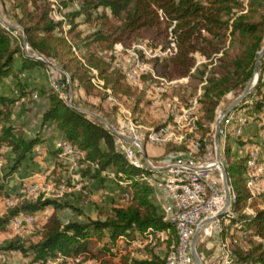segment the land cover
<instances>
[{
	"label": "trees",
	"instance_id": "trees-1",
	"mask_svg": "<svg viewBox=\"0 0 264 264\" xmlns=\"http://www.w3.org/2000/svg\"><path fill=\"white\" fill-rule=\"evenodd\" d=\"M1 1L5 11L23 28L29 46L48 61L63 67L74 88L84 93L95 89L90 82L89 68H93L103 81V88L114 98L133 102L132 112L142 102L143 93L127 83L124 73L112 65L113 46L143 43L151 49L159 46L165 49L170 43L169 22L174 21L170 33L175 49L160 59L154 58L153 63L160 77L167 80L187 77L189 82L201 83L196 99L201 131L207 130L206 124L213 120L220 100L245 86L264 43V0H56L62 9L70 3H78L76 11L65 13L63 19L54 17L55 12H60L59 8L47 0ZM156 10H161L168 20H160ZM0 11L7 23L15 25L3 13L1 4ZM77 16L92 24L93 30L87 33L77 30L78 23L74 21ZM5 28L0 22V82L11 74L21 99L33 90L18 73L41 63L27 57L21 37L16 36L17 39L12 29ZM72 47L80 51L83 63ZM197 58L204 61L196 64ZM62 77L60 89L65 80L64 75ZM146 77L141 75L139 82H145ZM38 90L45 105L41 124L30 135L11 121V107L16 99L0 92V149L5 146L4 156L9 162L0 182V196H10L5 190L6 178L20 168L31 166L29 161L36 155L34 148L47 140L43 131L50 125L58 139L82 153L79 159L82 176L105 181L107 178L101 172H112L111 181L116 186L130 189L129 199L125 204L111 206L104 218L87 217L85 221L66 222L56 210L69 205L41 195L23 199L12 207H5L0 215V229L18 213H39L46 207H51V212L38 229L36 241L26 245L17 237L2 249L22 254L30 264H44L56 254L63 263L71 258L72 264H80L85 259L91 260V264H115L114 257L121 253L126 264H166L168 253L177 250V235L173 225L164 219L153 187L136 177L140 170L131 166L116 149L111 133L100 121L75 106L73 109L67 106L54 87ZM136 91L138 96H135ZM103 95L106 96V92ZM238 110H244L258 128L264 127V65L256 86L241 101ZM243 136L229 131L224 142L242 144L245 150L255 145L250 136L245 138L248 141ZM199 142L203 145L202 139ZM175 148L183 149L182 146ZM47 152L58 161L57 150L47 149ZM226 154L225 167L234 205L232 216L220 219V237L233 244L229 248L231 264H264V201L260 196L250 199L248 205L256 209L252 214L244 213L249 197L244 185L245 158L228 149ZM158 230H167L164 241L155 236ZM149 234H152L149 242L142 251L138 250L142 256L131 255L128 247L134 235L147 238ZM246 238L253 239L248 248L241 245Z\"/></svg>",
	"mask_w": 264,
	"mask_h": 264
},
{
	"label": "rangeland",
	"instance_id": "rangeland-1",
	"mask_svg": "<svg viewBox=\"0 0 264 264\" xmlns=\"http://www.w3.org/2000/svg\"><path fill=\"white\" fill-rule=\"evenodd\" d=\"M245 1V0H242ZM0 4L3 7V13L6 17L10 18L8 15H12L5 11V4L0 0ZM78 8V3L73 2L68 5L67 8L60 10V12H55L57 17H63L65 13H71L76 11ZM54 13V14H55ZM0 16L2 17V12L0 11ZM3 18V17H2ZM12 19V18H10ZM13 20V19H12ZM78 23L77 30L82 31L83 33H87L93 30L94 26L90 23L84 22L82 16H77L74 20ZM66 25L64 26V28ZM10 32V31H9ZM17 35V34H16ZM18 36V35H17ZM16 37V36H15ZM17 38V37H16ZM18 39V38H17ZM143 44V43H141ZM149 48V47H148ZM151 49V48H150ZM157 49L164 50L163 48L157 47ZM27 52L30 53V50L27 48ZM112 55V65L114 67L119 68L123 73L129 69V57L127 54L116 55L111 53ZM159 59L164 57V55L157 56ZM204 60L201 58L196 59V64L203 62ZM153 59L149 60V63L155 73L156 76L160 77L159 70L157 66L154 65ZM260 66L264 65V52L260 57ZM52 64L56 65L54 62ZM52 75H54L56 82L58 85L63 83V74L58 70L41 63V66H34L30 69L22 70L18 73V77L28 83L29 89L33 91L27 95L19 99V91L15 89V80L8 74L3 78L0 82V92L8 94L10 97H14L16 99L15 102L12 103L11 107V121L14 125L21 127L26 134L30 135L38 130L39 121L41 119L42 114V106L44 105V98L39 96V87H43L45 89L49 87H54L58 90L55 80ZM126 82L137 86L143 93L142 102L137 106V110L132 112L133 102L114 99H107L104 92H101L97 89L91 90L88 93L80 94L77 89L74 88L73 91L71 88L67 86L65 80L64 85L59 90L64 96H69L71 105L77 107L78 109L84 110L88 113L95 114L101 118H103L109 125L112 127H118L119 122L116 119H113L115 113H118L121 116V119L124 120L125 116L127 117V113L124 111H118V107H122L130 113V119L133 124L136 126V131L138 134L142 135L143 139H145L146 133L152 128H159L164 125L171 126L173 129V135L168 137L167 140L163 143H151V147L153 150L149 151V157L153 162H156V159H160L163 155L168 153H186L190 145L194 141H198L201 151H206L209 147L212 146L213 141V133L215 130V121L217 119V111L219 109H223L228 106L237 95L242 91H237L236 93H227L219 102L213 120L207 123V130L201 131L198 127V113H197V103L196 99L200 94V84H196L194 81H188L187 77L179 78L173 81L170 84L163 85L161 81L157 79H153L149 76L146 77L145 82H133V80L129 77H126ZM58 90V92H59ZM74 92V93H73ZM80 97H79V96ZM139 92H135V96H138ZM249 95V94H248ZM246 95L245 97H247ZM244 97V98H245ZM243 98V99H244ZM19 99V100H18ZM194 105V106H193ZM193 106V107H192ZM190 107V108H189ZM189 114L196 115V120L193 124L184 125L182 128L177 129L174 120L178 119L181 110L188 109ZM234 110L233 112L236 115H240L244 113L248 119L244 126L241 129V134H243V139L251 137V141L255 142L253 144L259 145L262 149L261 155H264V147L262 144V131L263 128H258L256 123L247 115L244 110ZM48 125V124H46ZM52 127L50 125L44 128V134L47 135L49 139H47V144L40 143L35 146L34 150H36V156H39L38 160L40 163L36 164V167L29 166L25 168H20L17 171L13 172L6 178L5 186L9 187L5 190L10 195H16L20 192L19 184L21 181L28 176L29 174H40L42 176V184L48 185L50 187L44 193H38L36 196L41 195L42 198H50L56 199L61 204H67L69 207L57 209L56 212L61 218L63 222L69 220L75 221H85L88 218H104L108 209L113 205L125 204L126 201L123 199V193L126 191L130 194V189H122L121 187L116 186L111 179H106L105 181H100L95 178H88L87 176H82L83 166L80 164H76L74 166L68 165L64 163L59 157L57 153V160L50 162L47 156L41 155L42 147L47 145V149H55L58 152V142L62 139H56L55 131H52ZM182 136V139L180 137ZM176 137V138H175ZM175 138V139H174ZM180 139V140H178ZM200 139H202L203 145H200ZM247 140V139H245ZM225 141V139H224ZM248 141V140H247ZM254 145V146H255ZM176 146H182V148H175ZM234 141H231L228 145L224 142L223 149V161L226 163L227 154L226 150L230 153H237L238 156H242L243 147ZM158 150L157 152H155ZM6 148L1 147V152L5 153ZM144 153L145 149H144ZM210 158L207 159L209 161ZM33 161L32 163H34ZM9 162L5 160L4 164L0 167V182L2 180L3 174L7 171V167ZM25 169V170H24ZM27 173V174H26ZM26 174V175H25ZM146 174H150L146 172ZM217 177V173L214 174ZM11 178L10 182H7ZM215 178V177H214ZM218 181V186L220 185ZM61 186H64V189L61 190ZM260 189L264 187L263 183L259 185ZM67 188V189H66ZM15 191V192H13ZM15 193V194H14ZM260 195V191L257 194ZM8 197V195L0 196V215L5 211V207H8L4 204V198ZM161 205V204H160ZM256 209V207L254 206ZM252 207V211L254 209ZM51 212V207H46L39 213H31L35 215V220L31 223L24 224L22 231L24 232H15L7 226H4L0 229V264H30L29 259L24 257L22 254L15 251L3 250L2 247L10 240L15 239L17 237H21L23 242L27 245L31 242H34L38 239V229L41 224L45 220V217ZM244 213L252 214L248 210L244 211ZM10 221V220H9ZM8 221V223H9ZM167 230H158L155 232V236L159 237L164 241L165 233ZM18 235H17V234ZM238 235V234H234ZM152 234H149L147 238H141L139 235H134L133 242L128 247L131 255L133 256H142V254L138 253V250L142 251L146 243L149 242ZM251 238H246L241 242V245L244 248L250 247ZM225 241V240H223ZM222 241V242H223ZM229 240L226 238V242ZM222 242H220L214 256H213V264H223V248ZM205 243V242H203ZM229 248L233 247V244L228 242ZM195 248L198 252L200 260L202 264H209L208 254L211 252V248L209 246H200V243L196 241ZM172 250V246H170ZM123 253L117 254L114 257L113 262L115 264H126L124 262ZM130 255V254H129ZM170 257V263L172 264H180V258H175V255H172V251L168 253ZM82 257V256H80ZM78 257V259L80 258ZM50 260L49 264H72L73 259L69 258L65 263L60 258L59 254L51 260L50 258L46 259ZM92 261L89 259H85L80 262V264H91ZM44 264H47L45 261ZM79 264V263H75Z\"/></svg>",
	"mask_w": 264,
	"mask_h": 264
},
{
	"label": "built area",
	"instance_id": "built-area-1",
	"mask_svg": "<svg viewBox=\"0 0 264 264\" xmlns=\"http://www.w3.org/2000/svg\"><path fill=\"white\" fill-rule=\"evenodd\" d=\"M47 1L50 4L57 6L56 0ZM58 8L59 11L62 10V8ZM156 11L160 20H168L166 15L161 10ZM57 15L55 13L54 17L63 19L62 16L57 17ZM169 23L168 39L170 43L164 50L150 49L141 43L133 44L130 47H125L121 43L114 44L111 53L116 55L127 54L129 57V69L126 73H124V75L131 78L133 82L139 81L141 75H147L153 79H157L161 81L163 85L170 84L177 80H167L163 77L156 76L151 65L148 64L150 59H154L159 55L165 56L174 51L175 45L170 33V30L174 25V21H170ZM64 26L65 24L63 23V27ZM72 49L83 63L80 51L75 47H72ZM89 70L91 74L90 82L92 86L99 91L106 92L107 99H114L110 91L103 88V81L98 77L97 71L93 68H89ZM189 108L181 110L178 119L174 120V124L177 129L195 122L196 115L195 113L190 115ZM124 112L127 113V117L125 116L124 120L121 119L117 121L120 126L118 125V127L116 126L113 128L104 127L111 133L116 149L124 155L131 166L140 170L136 177L139 180L147 182L153 187L156 198L159 196L158 190H163L168 198L169 202L161 206V208L164 219L169 221L176 231L177 250L172 251V255H175V258L177 259L179 258L182 246L189 239L193 231L200 209L207 204L212 196V183L214 180L213 168L218 166L221 171L222 165L220 161L216 160V153H218L220 159H223V145L226 134L229 131H232L234 135H240L242 127L246 122H248V117L244 113L236 115L233 111L225 116L218 128V147L212 141L211 147L206 149V151H201L198 141H194L190 145L188 152L168 153L163 155L160 159H156V162H153L150 157L145 155L144 144L146 142L163 143L167 140H171L167 138L173 135L174 130L171 129V126L168 124L159 128H152L146 133L145 139H143L142 135L137 133L136 126L130 119V113L127 110ZM221 116L222 114H220V111L218 110L217 118H220ZM261 137L263 139L261 146L264 147V130L262 131ZM180 139H182V136ZM57 146L58 157L64 163L72 166L77 163L79 164V159L82 157L81 152L75 150L63 139L58 142ZM1 147L4 148V146ZM34 151L36 152V150ZM241 152L242 156L245 158L246 167L244 185L249 194L243 211L248 210L250 213H253L252 207L248 205L250 199L257 197V194L260 191L259 196L264 201V187L260 189L259 186L262 183L264 185V155H261L262 149L259 145L249 147L246 150L243 149ZM208 158H210L209 161H207ZM4 162L5 156L0 149V167L4 164ZM208 164H212V166L208 168ZM91 165L94 166V164ZM146 172L150 174H146ZM101 175L107 179H113L114 177L113 173L109 171H103L101 172ZM49 189L50 187L48 185L42 184V176L40 174H29L21 181L20 192L14 196L10 195L5 197L3 199L4 204L8 207H12L23 199H33L38 193H44ZM63 189L64 186H61V190ZM123 199L125 201L129 199V194L126 191L123 193ZM230 216H232V211L223 217L218 218L219 233L221 231L220 219L225 220L227 219L226 217ZM34 220V214L28 212L18 213L10 219L7 226L15 232H24L22 231L24 224L31 223ZM220 242H222L224 254L223 264H231V253L228 242H226V238L222 239L220 237L219 244ZM50 259L53 260V258ZM169 259L170 257L168 256L166 264H172ZM46 262L47 264L51 263L50 260H46Z\"/></svg>",
	"mask_w": 264,
	"mask_h": 264
},
{
	"label": "bare ground",
	"instance_id": "bare-ground-1",
	"mask_svg": "<svg viewBox=\"0 0 264 264\" xmlns=\"http://www.w3.org/2000/svg\"><path fill=\"white\" fill-rule=\"evenodd\" d=\"M0 22L4 25H6V29L10 28L11 33L14 34L15 36H20L21 37V42L23 43V39H22V34H21V30L16 26V25H11L9 23H7L1 16H0ZM17 34V35H16ZM23 47L25 50H27V46L23 43ZM27 52V51H26ZM28 55H32V53L27 52ZM42 62L45 63L46 65L53 67L54 69L58 70L59 72H61L64 75L65 78V82L68 86V88L70 87V82L68 77L63 73L62 69L60 67H58L57 65L52 64L50 61H48L44 56L40 57ZM53 79L55 80L54 75H52ZM255 74L252 75V77L249 80L250 85L252 84L253 80H254ZM56 82V80H55ZM56 85L58 87L59 90V85L56 82ZM247 84H245L244 88L242 89V91L237 95V97L239 95L242 94V92L245 90ZM60 92V90H59ZM60 95L62 96V98L65 100V102L70 105V107H73V105H71L70 102V98L69 96H64V94H62L60 92ZM236 98V97H235ZM234 101V100H233ZM232 101V102H233ZM231 102V103H232ZM230 103V104H231ZM229 104V105H230ZM228 105V106H229ZM226 106L223 109H219L220 114H223V111L228 107ZM78 109V108H77ZM79 111H82L84 113H87L89 115H91L92 117H94L95 119H97L98 121H100L104 126L109 127V128H113L111 125H109V123H107L103 118L92 114V113H88L84 110L78 109ZM120 126V124H119ZM212 164H208L207 167H211ZM217 173V177L214 176V174ZM215 177V178H214ZM213 183H212V196L209 199V201L207 202V204L205 206H203L198 214L197 220L194 224V228L193 231L189 237V239L186 241V243L182 246L181 251H180V264H202L200 257L198 255V252L195 248V244L196 241L198 240V235L199 233H201L202 231H208V234H210L212 231H215L217 233V238H216V248L215 250H212L209 254H208V263L209 264H213V256L219 246V241H220V233L219 231V220L215 219V215L221 211L223 208L227 207L228 204V189L224 180L223 175L221 174V171L219 169V167H214L213 168ZM218 181H220V185L218 186ZM209 229V230H208Z\"/></svg>",
	"mask_w": 264,
	"mask_h": 264
},
{
	"label": "water",
	"instance_id": "water-1",
	"mask_svg": "<svg viewBox=\"0 0 264 264\" xmlns=\"http://www.w3.org/2000/svg\"><path fill=\"white\" fill-rule=\"evenodd\" d=\"M10 18L13 19V22L14 24L21 30V34H22V39H23V43L28 47V49L30 50V52L32 53V55H28L26 50L24 49V52H25V55L29 58H32V59H35L37 61H39L40 63H43L42 60H41V54L37 53L35 50H33L28 42H27V39H26V36H25V33H24V30L23 28L17 23V21L14 19V17L12 15H8ZM22 43V45H23ZM24 46V45H23ZM24 48V47H23ZM264 52V43L262 45V47L260 48L259 50V53H258V56H257V59L255 61V65H254V69H253V74H255V77H254V80L252 82V84L250 85L249 83V80L247 81V85L245 87V90L242 92L241 95H239L238 97H236L234 99V101L223 111V114L220 118H217L216 121H215V130H214V133H213V142L214 144L218 147L219 145V137H218V128H219V124L223 121L224 117L227 116L229 113H231L232 111L236 110V109H239L240 107V103L241 101L243 100V98L248 95L249 93L252 92V90L254 89V87L256 86V83L258 81V78H259V73L262 69V66H260V57L261 55L263 54ZM62 71L63 73L68 77L69 79V82H70V88L71 90L73 91V83L71 81V78L69 76V74L64 70V68L62 67ZM251 75V77H252ZM250 77V78H251ZM74 93V92H73ZM61 96V95H60ZM62 98V96H61ZM63 99V98H62ZM64 101V100H63ZM64 103L70 107V105H68L65 101ZM72 108V107H70ZM73 109V108H72ZM78 112V111H77ZM80 113V112H79ZM86 116V115H85ZM216 160L217 161H220L222 163L221 165V174L223 175L224 177V180H225V183H226V186H227V189H228V204H227V207L223 208L221 211H219L216 215H215V219H218V218H221L223 217L224 215H226L227 213H230L232 210H233V205H234V195H233V192H232V188H231V185H230V182H229V179H228V175H227V171H226V163L223 161V159H220L218 153H216V156H215ZM209 230V229H208ZM208 236V231H206L205 235H204V239Z\"/></svg>",
	"mask_w": 264,
	"mask_h": 264
},
{
	"label": "crops",
	"instance_id": "crops-1",
	"mask_svg": "<svg viewBox=\"0 0 264 264\" xmlns=\"http://www.w3.org/2000/svg\"><path fill=\"white\" fill-rule=\"evenodd\" d=\"M78 90V92L80 93V94H84L83 92H82V90L81 89H77ZM8 95V94H7ZM79 96V95H78ZM80 97V96H79ZM45 105V104H44ZM44 107L42 106V109H43ZM118 111H125V109L124 108H122V107H118ZM115 116L113 117V119H116V121H119V120H121V116L118 114V113H115L114 114ZM39 125L41 124V119H40V121H39V123H38ZM44 137L46 138V139H49L48 137H47V135H45L44 134ZM59 137H58V135H57V133H56V139H58ZM42 143H44V144H47V140L45 141V142H42ZM151 143H148V142H146L145 144H144V149H145V155L147 156V157H149V155L148 154H150L149 153V151H151V150H153L152 149V147H151V145H150ZM54 149V148H53ZM55 150V149H54ZM158 150H156L155 152H157ZM41 155H44V156H47L48 158H49V160H50V162H52L53 163V161H55L54 160V158L47 152V145H44L43 147H42V152H41ZM38 158H39V156H36V155H34L33 156V158L29 161V164L31 165V166H33V167H36V164H38V163H40V161L38 160ZM33 161H35L34 163H32ZM11 178L12 177H10V179L9 180H7V182H10L11 181ZM5 183H6V181H5ZM6 188H8L9 186L8 185H6L5 186ZM19 187H20V184H19ZM8 191V190H7ZM9 192V191H8ZM13 192H15V191H13ZM158 193H159V196L156 198L157 199V201H159L160 202V204H161V206H163V205H165V204H167L168 202H169V200H168V198L166 197V195H165V193L163 192V190H158ZM15 194V193H14ZM49 215V214H48ZM47 215V216H48ZM46 216V217H47ZM46 217H45V219H46ZM6 226V225H5ZM205 233H206V231H202L201 233H199V235H198V243H200V246H203V245H205V246H209V248H211V251L212 250H215V248H216V246H215V242H216V238H217V233L215 232V231H212L210 234H208V236L204 239V235H205ZM203 242H205V243H203ZM201 260H202V258H201Z\"/></svg>",
	"mask_w": 264,
	"mask_h": 264
}]
</instances>
